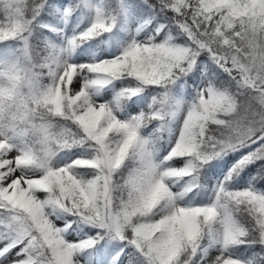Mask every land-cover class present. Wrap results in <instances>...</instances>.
<instances>
[{
  "label": "snow or ice",
  "instance_id": "obj_1",
  "mask_svg": "<svg viewBox=\"0 0 264 264\" xmlns=\"http://www.w3.org/2000/svg\"><path fill=\"white\" fill-rule=\"evenodd\" d=\"M0 264H264V0H0Z\"/></svg>",
  "mask_w": 264,
  "mask_h": 264
}]
</instances>
